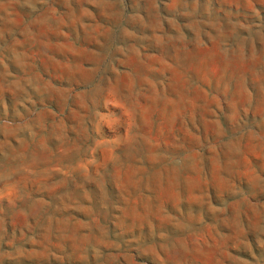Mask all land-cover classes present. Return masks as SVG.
<instances>
[{
  "label": "rangeland",
  "instance_id": "1",
  "mask_svg": "<svg viewBox=\"0 0 264 264\" xmlns=\"http://www.w3.org/2000/svg\"><path fill=\"white\" fill-rule=\"evenodd\" d=\"M0 264H264V0H0Z\"/></svg>",
  "mask_w": 264,
  "mask_h": 264
}]
</instances>
